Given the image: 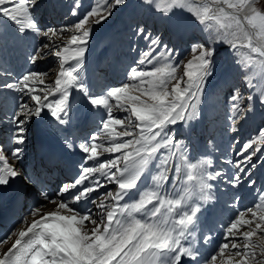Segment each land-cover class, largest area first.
I'll return each mask as SVG.
<instances>
[{
    "label": "snow or ice",
    "instance_id": "obj_1",
    "mask_svg": "<svg viewBox=\"0 0 264 264\" xmlns=\"http://www.w3.org/2000/svg\"><path fill=\"white\" fill-rule=\"evenodd\" d=\"M258 3L139 0L137 6L152 17L178 27L183 18L206 38L191 45L190 58L179 60L146 23H129L131 36L148 43L129 65L125 82L97 93L82 77L85 53L94 28L129 0H92L83 10L81 0H75V22L58 27L40 23L38 0H0V29H10L20 40L39 41L27 62L35 66L51 55L58 64L48 81L53 68L14 76L0 62V95L13 99L6 114L11 147L0 142V187L16 178L35 183L26 168L18 167L33 121L49 119L66 132L77 116L74 94L89 110H103L97 131L79 144L73 134L64 135V150L77 148L82 163L54 190L38 191L19 227L14 222L0 235V245L10 244L0 251V264H264V186L250 206L229 218L220 236L214 238L208 226L199 241L196 237L204 213L217 199L216 181L232 188L255 185L252 172L258 162L264 166V155H258L264 153V126L237 142L238 158L227 161L234 172L215 169L210 155H191L189 143L174 131L200 116L218 45L232 54L248 92L232 87L231 131L238 133L256 101L264 106V8Z\"/></svg>",
    "mask_w": 264,
    "mask_h": 264
},
{
    "label": "rangeland",
    "instance_id": "obj_2",
    "mask_svg": "<svg viewBox=\"0 0 264 264\" xmlns=\"http://www.w3.org/2000/svg\"><path fill=\"white\" fill-rule=\"evenodd\" d=\"M44 1L46 0H38L39 8L37 7L35 9V14L38 19L39 16L41 17V15L46 10L44 8V5L41 6L40 4ZM74 2L75 0L46 1L45 5H47V10H49L51 13L49 19L53 21V26L58 27L64 24L71 25L75 22V17L71 15V9L74 6ZM91 3L92 0H81L82 10L88 8ZM138 3L139 0H129V4L126 8L117 9L114 12L113 16L107 22L102 23L94 28L92 38L89 42L88 51L85 53V57H87L92 49H94L95 46L98 45L99 36L101 35V33L103 32L102 34H104L105 32H107V38L115 42L116 45L120 43L118 39H124L125 45H120L118 46L120 49H116L118 51V54H123V49H130L129 52L131 51L132 58L127 59L131 63H133L134 59H139V50L144 49L148 42L140 39L139 37L131 36L128 25L135 20H140L141 22L146 23L148 28L152 30L154 34L160 35L165 44H168L170 47L176 50L177 59L179 60L186 61L188 58H190L191 45L197 41L203 42V40L206 38V34L200 30L199 26L188 25L183 21V18H179L180 26L178 27L176 22H167L156 17H152L146 9L138 7ZM257 7L264 8V0H259ZM55 9L57 10L55 11ZM120 29L122 30L121 34L116 35L115 32ZM217 47L218 51L214 57V72L213 75L208 79L207 84L204 88V93L200 104V109L202 110L200 111L201 116L197 118L198 123H200L199 128L201 129L195 130V128H193L192 126L193 122L191 121L185 125L186 130L182 129L181 125H178L174 129V131L177 133L178 138L182 140L184 139L183 137L185 133L188 134L187 130H195L193 131L192 135L190 133V135L194 138L191 137L188 138V140H194L196 143L197 141L200 142L202 145H204L207 153L210 156L220 159L217 157L218 152L221 156L228 155L229 152L232 156H234L235 159H237L238 157H236L235 155L238 148L237 142L246 141L251 136L256 134L260 126H264V106L256 101L254 111L250 113L249 118L241 124L238 133H234L231 131V125L229 120L227 119L230 103L228 98L230 96L233 85L240 87L242 91H244V85L242 83L240 75L238 74V70L232 54L227 51L225 47H220L219 45ZM111 56L115 55L109 54L107 58ZM55 61L56 58L53 56L51 59L46 58L45 60L38 63V65L43 66V68L49 65H51L50 68H53V74L46 78L48 81L53 80L55 70L58 68V64L57 62L55 63ZM47 70L48 69H44L43 71ZM83 70L85 73V67L83 68ZM84 73L82 74L83 78ZM244 94L248 95V92L244 91ZM202 112L207 115V119H205V114L202 115ZM117 115L122 116L123 113L118 112ZM194 150L203 151L204 149H201V147H197L196 145ZM224 152L225 154H223ZM258 155H264V153H260ZM228 159L232 160V157L228 156ZM223 165L224 164L221 165L220 161H216V166L219 169ZM228 165L234 172L235 169L232 164ZM258 169H260V171ZM263 171L264 166H261V164L258 162L257 168L253 170V173L251 175V178L254 176L253 181L259 179V182L256 183L257 185L255 187L257 192L262 188V186H264V178L262 177L264 176ZM259 175H262V178ZM245 180H247V178H245ZM221 182L229 186L223 180H221ZM245 184H247V182L243 183L240 187L246 188Z\"/></svg>",
    "mask_w": 264,
    "mask_h": 264
},
{
    "label": "bare ground",
    "instance_id": "obj_3",
    "mask_svg": "<svg viewBox=\"0 0 264 264\" xmlns=\"http://www.w3.org/2000/svg\"><path fill=\"white\" fill-rule=\"evenodd\" d=\"M108 29H110V28H108ZM107 34V32H105L104 34H101L100 36H99V42H98V45H97V50H96V54H95V56H94V58L91 60V64H90V67H92V69L94 68V67H97V68H95V69H99V67H100V63H102L104 60H105V58H107L108 56H109V54L110 55H115L116 56V54H118V49L116 50V48L114 47V46H112V44H110V45H108L107 44V41H106V39H105V35ZM120 52V51H119ZM89 63H90V61H89ZM83 73V72H82ZM54 79V78H53ZM89 109V108H88ZM91 111V113L92 114H96V113H100V111H97V110H95V109H92V110H90ZM199 111H202L201 109H199ZM201 114V113H200ZM205 113L204 112H202V115H204ZM205 117H207V115L205 114ZM200 121V120H199ZM193 122V124H192V126H193V128H196L197 126H198V119H196V120H193L192 121ZM186 124H181V128L182 129H184V130H186V126H185ZM188 132V131H187ZM191 142H190V146H193V147H190V154L191 155H193V156H195L196 158H200L201 156H205V155H207L206 154V151L205 150H198V151H195L194 149H195V147H196V145H197V143L194 141V140H190ZM5 143V142H4ZM7 146L8 147H11V144L8 142L7 143ZM205 151V152H204ZM23 157H24V155H23ZM10 162H12V163H14V161L11 159V157H10ZM16 162V161H15ZM20 165L18 164V167H19ZM258 171V170H257ZM253 173V172H252ZM262 176V175H261ZM260 176V177H261ZM263 178H264V176H262ZM261 177V178H262ZM221 182V180H218V181H216L215 183H220ZM222 184H224L223 182H221ZM230 187V189H229V191L231 192V191H237L238 190V188H241V187H238V188H232L231 186H229ZM254 197H255V195H254V193L253 192H249L246 196H245V199H244V203H245V201L246 202H249L250 200H253L254 199ZM49 208L51 207V205H49L48 206ZM17 226H19V225H17ZM7 246H10V244L9 245H2L1 247H0V250H2V249H5Z\"/></svg>",
    "mask_w": 264,
    "mask_h": 264
}]
</instances>
